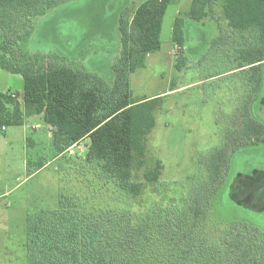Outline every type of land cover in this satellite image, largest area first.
<instances>
[{"label":"trees","instance_id":"obj_1","mask_svg":"<svg viewBox=\"0 0 264 264\" xmlns=\"http://www.w3.org/2000/svg\"><path fill=\"white\" fill-rule=\"evenodd\" d=\"M63 1L0 0V70L23 80L17 99L0 94V132L23 125L24 117L41 116L52 134L53 159L88 139L83 170L100 171L138 204L145 186H155L162 174V163L147 156V138L163 97L134 100L129 78L145 67L148 55L159 51L167 7L178 0H159L153 6L145 1L119 12L121 52L112 65V84L81 63L25 50L33 19ZM216 8L231 30L247 33L225 72L244 75L247 95L240 126L228 131L223 145L203 160L200 185L178 203L154 204L136 213L91 211L77 194L61 193L54 209L36 211L35 220L27 224L28 264H264V232L223 220L215 201L228 182L230 153L264 145V0H192L187 17L203 23ZM184 26V19L177 17L171 31L181 48ZM43 166L41 161L27 162V172ZM257 174L264 180L262 168L237 173L227 196L235 207L264 214V209L245 208L230 197L235 178L253 180Z\"/></svg>","mask_w":264,"mask_h":264},{"label":"rangeland","instance_id":"obj_2","mask_svg":"<svg viewBox=\"0 0 264 264\" xmlns=\"http://www.w3.org/2000/svg\"><path fill=\"white\" fill-rule=\"evenodd\" d=\"M145 1L153 6L159 0H64L33 19L34 30L24 48L30 54H56L81 63L112 84V65L121 52L119 12L125 8L132 11ZM191 2L178 0L167 7L159 51L148 55L145 67L129 78L134 100L163 97L155 112V127L147 138L148 158L163 166L159 182L145 186L134 205L100 171L83 170L88 139L70 148L64 157L53 159L52 134L41 116L27 117L21 126L6 127L0 132V264H28L27 224L35 220L36 211L54 209L61 193L77 194L91 211L136 213L154 204L178 203L200 185L203 160L242 122L247 95L244 75L225 72L236 48L246 42L247 33L231 30L220 8L203 23L191 21L187 17ZM177 17L185 22L182 48L171 39ZM219 39L221 43L216 42ZM183 60L177 69L175 65ZM1 80L13 89L23 86L20 75L3 70ZM40 161L44 166L28 174L27 162L33 165ZM256 167L264 169V145L230 153L228 182L215 201L223 220L243 222L264 232L263 213L235 207L227 196L234 176ZM230 192L231 199L243 207L264 209L261 174L253 180L240 175Z\"/></svg>","mask_w":264,"mask_h":264},{"label":"crops","instance_id":"obj_3","mask_svg":"<svg viewBox=\"0 0 264 264\" xmlns=\"http://www.w3.org/2000/svg\"><path fill=\"white\" fill-rule=\"evenodd\" d=\"M3 72H6V71H3ZM8 74H10V73H8ZM12 75V74H11ZM15 75V74H14ZM5 79H6V81H8V77H5ZM9 80H10V77H9ZM6 81H3V80H1L0 81V94H7V93H11V92H21L22 91V89H23V86H22V88L21 89H16V88H11V87H9V86H7V82ZM25 118H27V117H24V120H23V123L25 122ZM50 129V128H49ZM6 130H4L3 132H5ZM27 140V139H26Z\"/></svg>","mask_w":264,"mask_h":264},{"label":"built area","instance_id":"obj_4","mask_svg":"<svg viewBox=\"0 0 264 264\" xmlns=\"http://www.w3.org/2000/svg\"><path fill=\"white\" fill-rule=\"evenodd\" d=\"M7 94H8L12 99H17V95H16L15 92H11V93L9 92V93H7ZM4 129H5V128H3L2 130H4ZM72 147H74V146H72ZM72 147H71V148H72ZM69 149H70V148H69ZM69 149H68V150H69ZM68 150H67V152H69Z\"/></svg>","mask_w":264,"mask_h":264}]
</instances>
